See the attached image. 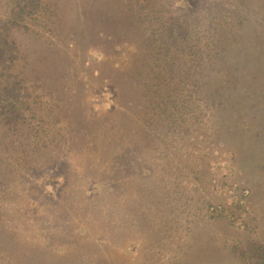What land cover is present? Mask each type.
Segmentation results:
<instances>
[{
  "label": "rangeland",
  "instance_id": "1",
  "mask_svg": "<svg viewBox=\"0 0 264 264\" xmlns=\"http://www.w3.org/2000/svg\"><path fill=\"white\" fill-rule=\"evenodd\" d=\"M263 80L264 0H0V264H264Z\"/></svg>",
  "mask_w": 264,
  "mask_h": 264
},
{
  "label": "bare ground",
  "instance_id": "2",
  "mask_svg": "<svg viewBox=\"0 0 264 264\" xmlns=\"http://www.w3.org/2000/svg\"><path fill=\"white\" fill-rule=\"evenodd\" d=\"M264 81V80H263ZM263 84V83H262ZM260 86V85H259ZM262 88V87H261ZM263 98V97H262ZM264 99V98H263ZM264 101V100H263ZM261 107V106H260ZM238 108V107H237ZM252 109H254V108H252ZM236 111H238V110H236ZM258 111V110H257ZM257 114V113H256ZM245 118H248L247 116H245ZM246 120V119H245ZM248 120V119H247ZM258 122V121H257ZM248 123V122H247ZM241 125V124H240ZM238 126V125H237ZM252 126V125H251ZM253 128V127H252ZM252 128H251V130H252ZM254 129V128H253ZM239 130V129H238ZM227 133V132H226ZM218 136V135H217ZM237 136V135H236ZM219 137V136H218ZM222 137V136H221ZM224 137V136H223ZM245 138V137H244ZM216 141V140H215ZM235 142V141H234Z\"/></svg>",
  "mask_w": 264,
  "mask_h": 264
}]
</instances>
